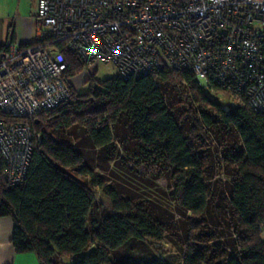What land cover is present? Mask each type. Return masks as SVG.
I'll return each instance as SVG.
<instances>
[{
    "label": "trees",
    "instance_id": "trees-1",
    "mask_svg": "<svg viewBox=\"0 0 264 264\" xmlns=\"http://www.w3.org/2000/svg\"><path fill=\"white\" fill-rule=\"evenodd\" d=\"M61 51L69 98L20 120L40 134L21 184L8 186L0 173V216L12 218L14 250L39 264H264V111L224 110L204 89L226 93L188 71L162 70L158 81L89 77L78 93L72 78L86 65ZM0 120L15 121L1 112ZM82 148L96 149L107 167ZM176 217L178 262L139 255Z\"/></svg>",
    "mask_w": 264,
    "mask_h": 264
},
{
    "label": "built area",
    "instance_id": "built-area-1",
    "mask_svg": "<svg viewBox=\"0 0 264 264\" xmlns=\"http://www.w3.org/2000/svg\"><path fill=\"white\" fill-rule=\"evenodd\" d=\"M36 44L0 49V173L23 181L40 134L20 121L69 98L66 48L122 79L188 71L228 110L264 111V0H38Z\"/></svg>",
    "mask_w": 264,
    "mask_h": 264
},
{
    "label": "rangeland",
    "instance_id": "rangeland-1",
    "mask_svg": "<svg viewBox=\"0 0 264 264\" xmlns=\"http://www.w3.org/2000/svg\"><path fill=\"white\" fill-rule=\"evenodd\" d=\"M36 1L37 0H0V25H2V21L5 20V16L7 13L10 15L14 14L17 10L18 13L21 15H27L28 18H31L34 20L33 15L36 13ZM17 17V16H15ZM9 24V23H8ZM6 24V25H8ZM5 34L2 36V32L0 31V40L4 39ZM2 37V38H1ZM112 76H116L115 69L109 65V64H96L92 66H84L83 69L72 78V83L76 87V90L78 93L86 92L90 86L88 78L93 77L95 82H102L105 79H108ZM204 92L207 96H209L211 99L223 102L225 101L224 96L214 90L204 89ZM82 154L92 162V165L100 164L102 167H107V164L104 162V160L101 159L100 155H98L97 150L93 148H82L81 149ZM129 168L132 169L131 165H129ZM134 166V165H133ZM111 167V166H110ZM107 170H110L109 167ZM136 171L135 173L139 177L146 176L143 172V169L139 166H136V169H133ZM95 173L100 174V176H103L105 178L110 179L111 178V171H100L98 169L94 170ZM110 175V176H109ZM149 179V178H148ZM112 183L117 182L118 184L122 183L121 180L114 178L111 179ZM154 181V180H153ZM151 182L152 184H155V182ZM123 184H125L123 182ZM158 184L160 186H166L167 181H165L163 178H160L158 180ZM131 191H134L133 188L128 187ZM96 200L98 202L105 201V199L102 197L99 191H96ZM180 219L177 217L174 218L166 227L165 231V237L163 241L160 243H152V245L149 246L148 249L142 251L139 250V255H150L151 253L157 256H160L164 259H168L169 261L178 262L180 258V249L183 245V233L182 229L180 228ZM262 237H264V234H261ZM125 252H122L120 255H124ZM68 257L62 258L63 263L67 262Z\"/></svg>",
    "mask_w": 264,
    "mask_h": 264
},
{
    "label": "crops",
    "instance_id": "crops-1",
    "mask_svg": "<svg viewBox=\"0 0 264 264\" xmlns=\"http://www.w3.org/2000/svg\"><path fill=\"white\" fill-rule=\"evenodd\" d=\"M33 17L34 20L22 13L20 15L18 10L12 15L7 13L5 20L0 25L2 36L5 34L4 39L0 40V45L11 42L17 48H23L35 41L40 30L36 21V13ZM12 230V218L0 216V264H39L36 254L31 252L17 253L14 250L11 244Z\"/></svg>",
    "mask_w": 264,
    "mask_h": 264
}]
</instances>
